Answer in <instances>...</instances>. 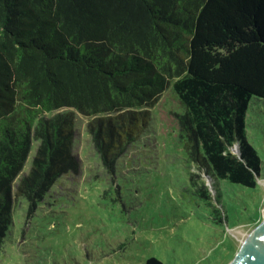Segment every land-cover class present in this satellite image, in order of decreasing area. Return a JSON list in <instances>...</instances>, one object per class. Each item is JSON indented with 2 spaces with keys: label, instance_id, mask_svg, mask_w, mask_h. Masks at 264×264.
<instances>
[{
  "label": "trees",
  "instance_id": "16d2710c",
  "mask_svg": "<svg viewBox=\"0 0 264 264\" xmlns=\"http://www.w3.org/2000/svg\"><path fill=\"white\" fill-rule=\"evenodd\" d=\"M170 89L189 159L255 188L246 130L264 99V0H0V250L15 201L31 214L78 170L77 116L115 170Z\"/></svg>",
  "mask_w": 264,
  "mask_h": 264
},
{
  "label": "rangeland",
  "instance_id": "374dc122",
  "mask_svg": "<svg viewBox=\"0 0 264 264\" xmlns=\"http://www.w3.org/2000/svg\"><path fill=\"white\" fill-rule=\"evenodd\" d=\"M182 110L173 89L166 91L115 170L100 157L89 118L77 116L78 170L60 177L31 214L25 197L15 201L0 264H145L150 256L165 264H232L264 219V99L254 98L247 113L246 134L261 159L255 188L189 159L177 139Z\"/></svg>",
  "mask_w": 264,
  "mask_h": 264
},
{
  "label": "water",
  "instance_id": "95a60500",
  "mask_svg": "<svg viewBox=\"0 0 264 264\" xmlns=\"http://www.w3.org/2000/svg\"><path fill=\"white\" fill-rule=\"evenodd\" d=\"M232 264H264V219L242 242Z\"/></svg>",
  "mask_w": 264,
  "mask_h": 264
}]
</instances>
